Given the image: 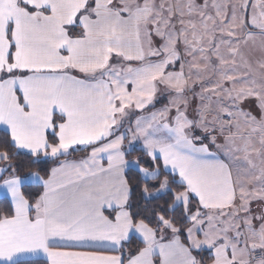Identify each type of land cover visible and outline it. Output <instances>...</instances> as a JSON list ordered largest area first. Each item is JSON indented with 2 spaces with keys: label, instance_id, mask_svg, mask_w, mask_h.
I'll return each mask as SVG.
<instances>
[{
  "label": "snow or ice",
  "instance_id": "snow-or-ice-1",
  "mask_svg": "<svg viewBox=\"0 0 264 264\" xmlns=\"http://www.w3.org/2000/svg\"><path fill=\"white\" fill-rule=\"evenodd\" d=\"M0 264H264V0H0Z\"/></svg>",
  "mask_w": 264,
  "mask_h": 264
},
{
  "label": "trees",
  "instance_id": "trees-1",
  "mask_svg": "<svg viewBox=\"0 0 264 264\" xmlns=\"http://www.w3.org/2000/svg\"><path fill=\"white\" fill-rule=\"evenodd\" d=\"M81 155H84V153H82V152H77V153H74L73 156L70 157V158H78V157L81 156Z\"/></svg>",
  "mask_w": 264,
  "mask_h": 264
}]
</instances>
